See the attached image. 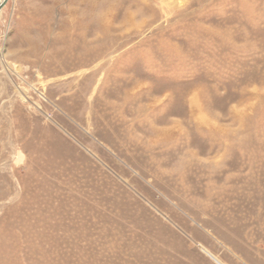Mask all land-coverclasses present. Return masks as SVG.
Listing matches in <instances>:
<instances>
[{
    "label": "rangeland",
    "instance_id": "rangeland-1",
    "mask_svg": "<svg viewBox=\"0 0 264 264\" xmlns=\"http://www.w3.org/2000/svg\"><path fill=\"white\" fill-rule=\"evenodd\" d=\"M206 251L264 264V0H9L0 264Z\"/></svg>",
    "mask_w": 264,
    "mask_h": 264
},
{
    "label": "water",
    "instance_id": "water-1",
    "mask_svg": "<svg viewBox=\"0 0 264 264\" xmlns=\"http://www.w3.org/2000/svg\"><path fill=\"white\" fill-rule=\"evenodd\" d=\"M8 1H9V0H2V1L0 2V21H1V11H2V9L4 8V6L7 4Z\"/></svg>",
    "mask_w": 264,
    "mask_h": 264
},
{
    "label": "bare ground",
    "instance_id": "bare-ground-1",
    "mask_svg": "<svg viewBox=\"0 0 264 264\" xmlns=\"http://www.w3.org/2000/svg\"><path fill=\"white\" fill-rule=\"evenodd\" d=\"M109 11V9L108 10H106V12H108ZM21 158H22V156H21ZM207 252V254L208 255H210L218 264H223V263H221L215 256H212L210 253H208V251H206Z\"/></svg>",
    "mask_w": 264,
    "mask_h": 264
}]
</instances>
